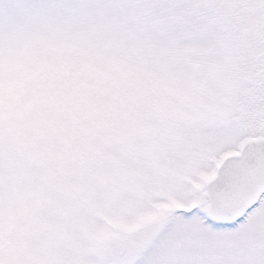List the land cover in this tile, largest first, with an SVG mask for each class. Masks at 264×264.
<instances>
[{
  "label": "clouds",
  "instance_id": "1",
  "mask_svg": "<svg viewBox=\"0 0 264 264\" xmlns=\"http://www.w3.org/2000/svg\"><path fill=\"white\" fill-rule=\"evenodd\" d=\"M35 6L0 0V264H101L103 217L168 186L238 73L264 79V0Z\"/></svg>",
  "mask_w": 264,
  "mask_h": 264
},
{
  "label": "rangeland",
  "instance_id": "2",
  "mask_svg": "<svg viewBox=\"0 0 264 264\" xmlns=\"http://www.w3.org/2000/svg\"><path fill=\"white\" fill-rule=\"evenodd\" d=\"M110 2L135 3L136 0ZM143 2L155 5L148 10L155 16L163 7L179 0ZM198 2L202 6H226L236 0ZM37 3L38 0H14L15 11L19 5ZM214 35L212 29H207L200 34V38L211 39ZM254 72L255 75L246 71L238 73L223 109L212 119L190 125L177 137L175 151L183 164L169 173L171 181L166 188L155 189L154 198L147 202L121 203L115 215L103 217L111 229L103 233L111 240V247L101 264H163L174 258L176 242L182 235V226L174 221L199 202L204 195L205 182L213 175L219 159L237 149L244 138L254 135L264 137L263 117L249 116L253 105H258L255 107L258 111L264 108V79L258 67Z\"/></svg>",
  "mask_w": 264,
  "mask_h": 264
},
{
  "label": "snow or ice",
  "instance_id": "3",
  "mask_svg": "<svg viewBox=\"0 0 264 264\" xmlns=\"http://www.w3.org/2000/svg\"><path fill=\"white\" fill-rule=\"evenodd\" d=\"M140 12L155 5L129 3ZM35 5H19L17 18ZM223 190L208 191L174 222L182 226L175 256L163 264H264V157L240 164Z\"/></svg>",
  "mask_w": 264,
  "mask_h": 264
},
{
  "label": "water",
  "instance_id": "4",
  "mask_svg": "<svg viewBox=\"0 0 264 264\" xmlns=\"http://www.w3.org/2000/svg\"><path fill=\"white\" fill-rule=\"evenodd\" d=\"M264 157V138L252 137L245 139L236 153L225 155L215 168L214 176L205 184L208 191L223 190L226 187L225 177L240 164H254Z\"/></svg>",
  "mask_w": 264,
  "mask_h": 264
},
{
  "label": "trees",
  "instance_id": "5",
  "mask_svg": "<svg viewBox=\"0 0 264 264\" xmlns=\"http://www.w3.org/2000/svg\"><path fill=\"white\" fill-rule=\"evenodd\" d=\"M256 106L258 105H253L251 108H250V115L249 116H253V115H260L263 117L264 119V108H262L261 110L258 111L257 108H255ZM262 107H264L262 105ZM249 113V112H248ZM259 119H262V118H259Z\"/></svg>",
  "mask_w": 264,
  "mask_h": 264
}]
</instances>
